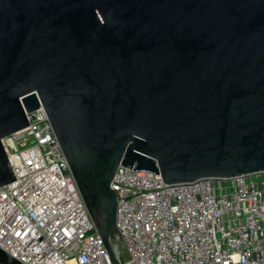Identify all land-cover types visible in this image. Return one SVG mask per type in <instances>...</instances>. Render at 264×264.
<instances>
[{"label": "water", "instance_id": "obj_1", "mask_svg": "<svg viewBox=\"0 0 264 264\" xmlns=\"http://www.w3.org/2000/svg\"><path fill=\"white\" fill-rule=\"evenodd\" d=\"M40 106L124 264L119 165L166 184L264 172V0H0V186L2 140Z\"/></svg>", "mask_w": 264, "mask_h": 264}, {"label": "built area", "instance_id": "obj_2", "mask_svg": "<svg viewBox=\"0 0 264 264\" xmlns=\"http://www.w3.org/2000/svg\"><path fill=\"white\" fill-rule=\"evenodd\" d=\"M27 117L2 140L15 180L0 186V248L23 264H111L44 108ZM110 187L124 264H264V172L166 184L119 165Z\"/></svg>", "mask_w": 264, "mask_h": 264}, {"label": "rangeland", "instance_id": "obj_3", "mask_svg": "<svg viewBox=\"0 0 264 264\" xmlns=\"http://www.w3.org/2000/svg\"><path fill=\"white\" fill-rule=\"evenodd\" d=\"M22 148L21 145H18V149ZM122 257L124 260H126L128 258L127 254L126 253H122Z\"/></svg>", "mask_w": 264, "mask_h": 264}]
</instances>
